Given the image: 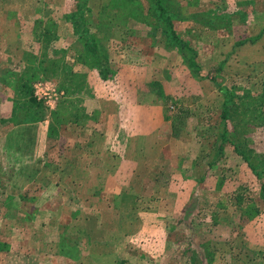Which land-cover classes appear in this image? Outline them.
Here are the masks:
<instances>
[{
  "label": "rangeland",
  "instance_id": "1",
  "mask_svg": "<svg viewBox=\"0 0 264 264\" xmlns=\"http://www.w3.org/2000/svg\"><path fill=\"white\" fill-rule=\"evenodd\" d=\"M160 1L191 50L157 0H0V264H264V0ZM217 83L234 92L224 118ZM97 92L133 121L146 102L173 122L135 150L149 166L113 161L163 177L136 178L109 220L96 171L83 183L100 164L84 158L91 134L103 155L112 135L90 131L105 121Z\"/></svg>",
  "mask_w": 264,
  "mask_h": 264
},
{
  "label": "crops",
  "instance_id": "2",
  "mask_svg": "<svg viewBox=\"0 0 264 264\" xmlns=\"http://www.w3.org/2000/svg\"><path fill=\"white\" fill-rule=\"evenodd\" d=\"M157 80L158 79H156V77L153 76V78L150 79L149 82L153 83L154 81ZM133 89H135V92H138L139 95H141V90H143L142 88L140 89V86L138 85L137 86L135 85ZM96 98L98 103L101 102L102 106L101 105L99 106L100 112L101 115H105V121L99 120V123L96 124V127H91L90 131L94 130L95 132L96 130H102L101 129L102 127H108L109 129H111L112 135L107 134V136H109L110 138L108 142L110 143L109 150L105 149L107 153L111 152V155H107V153L103 155L102 151L96 150L98 144L90 140L92 139L93 136V133L92 134L90 133L91 138H89V143L91 145V148L90 146H88L89 145L88 142H86V144H82V146L84 147V149L90 148L91 152L90 150H88L87 154L84 153V158L87 160L89 156L92 157L91 154L93 153H95V155L98 154L100 156V160H99L100 164L96 163V165H94L92 163L91 164L85 163L84 169L87 172V176L85 177L83 183L85 184L88 178L91 177L90 172L91 171L93 172V170H95L96 171L95 174L96 176H98V178L96 180V184L93 185V188H95V192L97 193L100 192L101 195H104L103 197H100L98 199V204H99L98 209L100 210L99 212H101V216L97 215V217L98 216L99 218L102 217V220L103 219L109 220V219L119 218L120 215L117 212L120 211V209L126 205L124 203L122 204L117 203L118 201L117 199L119 196L118 194L124 193L125 195L130 197V193L139 194V192H141L142 189L140 190L137 189L136 187L138 186V182L136 181V178L140 179V178H144L145 176L155 177V178L163 177V172H159V171H157L156 173L152 171L149 175H146L145 171L144 173L136 174L138 171L136 172L135 168L131 170H127L126 168H123L120 170V168H117V166H115V168L113 167V161L114 160L124 161L127 162L128 165H134V164L136 165L137 162H139L140 166L138 168L141 170L143 163L144 162L147 163V162L145 160L144 154L140 152L139 155L137 156L135 150L138 147L139 149L141 148L144 149L148 143L156 144V142H158L159 145V143L161 142L158 140L155 141V133H158L162 128H166L168 126L167 124H169L170 127L171 126L173 127V122L171 125V122L165 121L167 119L169 120V117L163 116L161 109H159L156 103L147 104L146 102H141V106H140L141 111L138 113V115L140 114V118L133 121L134 112L131 113L129 109L128 111L122 109L121 105L123 104V101L121 102L120 98H116L114 97V95L113 96L107 95L104 97L99 92H97ZM131 103L135 104V102L133 101ZM125 113H128L129 115L127 116L126 119H122V116H124ZM120 117H121V122H120ZM88 127L89 126H87V128ZM123 129L131 130L132 140L131 141L126 140L123 144L118 145L117 135H119L120 133L121 135H123V133L121 132V130ZM173 130L174 129L171 128V132H173ZM125 136H130V133L127 132ZM118 147H120V149L122 150H117ZM125 147H127L126 151H125L126 149ZM84 151L86 152V150ZM147 166H149V163H147ZM147 166H145L143 170L150 171L148 169H151V167H147ZM133 179H135L134 183H132L131 181ZM132 208L138 210L136 204ZM129 212L126 213L124 217H122L119 224L123 222V218L126 219L128 223L132 220H136L134 217L132 218L133 214ZM108 227H116V225H109ZM94 240L95 242L97 241V243H99L102 247L103 252L99 251V254H101L104 258L105 257L110 258L112 254L111 251H113L112 249H114V247L116 246L113 237L108 233H104L100 235L99 240H96V237L94 238ZM123 242H125L124 239Z\"/></svg>",
  "mask_w": 264,
  "mask_h": 264
},
{
  "label": "trees",
  "instance_id": "3",
  "mask_svg": "<svg viewBox=\"0 0 264 264\" xmlns=\"http://www.w3.org/2000/svg\"><path fill=\"white\" fill-rule=\"evenodd\" d=\"M251 3H254V0L244 1L243 4H244L245 6H243V7L245 8L247 5H250ZM247 7H248V6H247ZM157 8H158V10H159V12H160V16H161V18L164 19V21L167 23V25H168V30H169V32L171 33L174 42L177 43V44H179V45L182 46V47H185V46H186V47H188V48L191 50V48H190L188 45H186V43H185L184 41H182L181 39L178 38V35L176 34V32H175V30H174V28H173V26H172V23H171V21H170V19H169V16L166 15L167 13L165 12V8H164V6L162 5V3H161L160 0H157ZM243 10H244V9H243ZM191 58H192V57H191ZM191 64L196 65L197 68H198V71L201 70V69L199 68V66L196 64L195 61H191ZM205 76H207V77H209L210 79H213V80L216 79V74H214V73H207ZM217 89H218V91L224 96L223 110H222V114H221L222 118H224V117L226 116V115H225V114H226L225 108H226L227 104H228L231 100H233V98H234V92L231 91L227 86L221 85L220 83H217ZM14 121H15V124L30 123V121H24V120H20V121H18V120H14ZM239 153H240V154H243V152H241V151H239ZM246 158H247V157H246ZM245 160H246V159H245ZM247 160L249 161V159H247ZM249 166H250V168H251L253 171H255V174L259 177V176H260V173L256 172V170H255V166L252 165L251 163H250ZM1 177H2V176L0 175V179H1V181H2V178H1Z\"/></svg>",
  "mask_w": 264,
  "mask_h": 264
}]
</instances>
